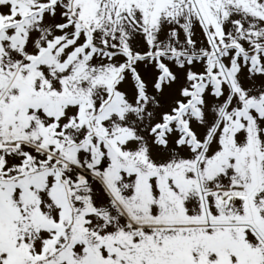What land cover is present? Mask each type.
Instances as JSON below:
<instances>
[{"label":"snow or ice","instance_id":"1","mask_svg":"<svg viewBox=\"0 0 264 264\" xmlns=\"http://www.w3.org/2000/svg\"><path fill=\"white\" fill-rule=\"evenodd\" d=\"M0 264H264V0H0Z\"/></svg>","mask_w":264,"mask_h":264}]
</instances>
